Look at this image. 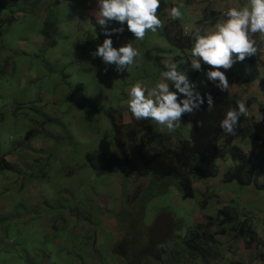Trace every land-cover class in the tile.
Here are the masks:
<instances>
[{
	"label": "rangeland",
	"instance_id": "obj_1",
	"mask_svg": "<svg viewBox=\"0 0 264 264\" xmlns=\"http://www.w3.org/2000/svg\"><path fill=\"white\" fill-rule=\"evenodd\" d=\"M16 3H21L18 19L0 41V158L15 167L0 174V264H126V256L133 261L147 239V264H260L261 243L248 245L236 238L234 226H225V234L216 236L207 263L189 255L182 241L187 230L207 217L216 218L220 210L228 207L234 214V205L241 222L256 227L264 239L263 191L218 178L196 181L191 200L182 198L176 183L166 181L157 186L153 180L147 193L139 192L152 177L142 174L135 153L139 138L134 136H144L145 146L153 134L171 136L167 145L175 147L176 136L190 139L191 125L182 120L179 129L169 132L154 121L135 120L128 92L137 81L154 87L162 81L166 63L181 64L185 57L176 61L178 51L157 32L135 40L125 24L123 34L111 37L114 47L131 40L141 55L123 73L114 65L105 72L102 59L90 54L107 38L96 23L97 0ZM50 11L61 28L57 46L45 50L40 33ZM113 27L120 25L113 22L109 30ZM238 71L242 73L238 69L233 74ZM198 73L196 84L203 91L213 83ZM238 94L247 100L246 94ZM111 121L124 127L130 159L137 164L97 174L93 166L101 169L103 156L116 152ZM164 144L152 141L150 148L157 153ZM246 149L252 155L260 148Z\"/></svg>",
	"mask_w": 264,
	"mask_h": 264
},
{
	"label": "trees",
	"instance_id": "obj_2",
	"mask_svg": "<svg viewBox=\"0 0 264 264\" xmlns=\"http://www.w3.org/2000/svg\"><path fill=\"white\" fill-rule=\"evenodd\" d=\"M15 1L17 2L18 0H0V41L3 39L6 31H8L18 19L16 13L21 3H16ZM167 7L168 4L165 1H161L158 15L164 12ZM55 8H57V6H55ZM171 21L162 31L159 30V35L171 49L174 48L177 50L178 48L186 53V51L191 50L193 47L194 40L191 39V37L184 36L183 29L178 20L174 19L172 22ZM60 28L61 21L54 12L50 11L49 14L45 16L42 33H40L41 40L45 42V50L50 48L53 49L57 46V39H55V36L56 33L60 31ZM116 39L127 40V37H118ZM101 40L104 41V39ZM174 59L177 61L179 57L176 56ZM190 59L189 55H187L185 61L182 60L183 62H180L181 64H179L178 70L188 74L190 81L196 84L195 72L191 68ZM159 60L160 58L155 59L157 63L156 66L160 72H163ZM196 90L199 91L198 87ZM200 93L201 95L211 93L215 107L211 111L207 110V98L205 96V104L202 105L199 111H194L193 114L183 115L182 120L191 125L190 139L176 136L177 144H175V147H171V145L168 146L167 143L172 141L173 137L167 136L161 138L157 136V134H153L150 136L151 140L148 142L147 146H145L143 143L144 136H141L139 133L134 136L139 138L135 153L142 165V174L148 176L150 179L152 177L148 187L139 192L147 193L145 192L146 189H151L153 187V180L157 182V186H159V183L163 185L166 181L169 185L176 183L182 198L184 200H191L195 198L194 184L196 181L216 180L219 177H222L224 183H236L241 187L253 186L257 190L264 192V184L260 183V179L263 175L264 158L257 154L250 155V151L244 147V143L247 141L255 142L261 140L259 134L253 131L252 126H249L248 117L242 116L240 118L239 125L235 130V135H229L220 128V122L225 118L230 108L236 107L237 101L242 100L247 107L250 106L251 101H244L238 94L231 91H222L211 83L208 84L207 89ZM183 98L184 97L181 96V99ZM90 105L92 109L96 107L93 103H90ZM103 112L104 111H101V114H103ZM108 117L110 118V114ZM199 121L202 122L201 126L198 124ZM111 122L115 131L114 141L112 143L115 148L114 151L116 152L111 157L103 156V166L101 169L93 166V170H97V174L113 172L114 169L117 170L122 168L129 164V162L131 164H137L134 158L133 161L130 159L127 143L124 141L123 137L124 127H121L114 121ZM152 141H157L160 145L165 142V146L159 152L154 153L150 148ZM89 157L90 160H92V156L89 155L88 158ZM0 160V174L4 171H15V167L11 168L10 165H7L8 161L6 157L3 156ZM227 160L233 163V167L224 170L220 167L219 162H226ZM155 197L154 195L152 196V198ZM146 199L147 197L145 200ZM142 201L143 198L140 197L139 202L142 203ZM232 208V212L234 213L232 215H230V211H228L229 209L227 207L220 210L216 218L207 217L205 221L187 230L182 241L185 251L193 257H200L205 262L208 261L211 255L210 247H212V245H217L216 236L224 235V228L227 225L234 226L237 233L236 238L247 240L248 245L258 243L260 239L258 240L259 234L256 227L251 229L247 226L246 220L241 222L240 218L237 217L238 209L235 205ZM213 228H218L219 231H217V233H211ZM144 236H146V234ZM148 241L149 239L143 242L144 244L140 246L139 254L136 255L133 261H129L130 256H126V260L128 259L126 264H147L143 261L149 258L150 255H147L145 253L146 250H143V248ZM262 261L264 262V260ZM229 264L242 263L230 262Z\"/></svg>",
	"mask_w": 264,
	"mask_h": 264
},
{
	"label": "clouds",
	"instance_id": "obj_3",
	"mask_svg": "<svg viewBox=\"0 0 264 264\" xmlns=\"http://www.w3.org/2000/svg\"><path fill=\"white\" fill-rule=\"evenodd\" d=\"M160 7L161 0H97L96 23L104 30L103 34L107 38L90 54L93 59H102L106 65L105 72L114 65L118 73H123L141 55L131 40L116 48L111 37L123 34L126 24L135 40L143 41L148 32L156 33L164 27L158 16ZM183 7L181 4L171 8V17L181 19ZM222 14L224 18L215 24L210 33H195V42L191 48V68L203 72L206 81L227 92L230 86L226 71L231 70L237 61L243 62L258 54L264 56V46L257 43V35L264 34V0H248L243 7H230ZM113 22L120 27L109 30ZM202 65L208 66L206 72ZM165 67L167 70L162 73V81L154 87H147L141 81L132 85L127 103L135 120H151L173 132L181 127L183 115L201 109L205 104V96L208 111L215 107V103L211 93L201 95L196 90L197 85L190 81L188 74L178 70V63H166ZM181 96L184 98L181 99ZM248 114L246 104L242 100L237 101L236 107L230 108L220 122V128L229 135H235L240 118ZM198 124L201 126L202 122Z\"/></svg>",
	"mask_w": 264,
	"mask_h": 264
},
{
	"label": "crops",
	"instance_id": "obj_4",
	"mask_svg": "<svg viewBox=\"0 0 264 264\" xmlns=\"http://www.w3.org/2000/svg\"><path fill=\"white\" fill-rule=\"evenodd\" d=\"M165 1L168 4L166 10L160 13L159 18L163 21L164 27L169 25L168 23L174 20L171 15L170 11L173 7H178L179 5L183 4L184 7L181 8V12L183 14L181 19H176L179 21L184 36L191 37L195 41V33L197 31L200 34H208L210 33L215 24L224 18L222 14L230 7H243L245 4L248 3V0H161ZM216 13V14H215ZM171 21V22H172ZM163 27V28H164ZM158 29L160 31L163 30ZM157 31V34L160 38H162ZM127 37V36H126ZM163 39V38H162ZM193 41V44H194ZM257 43L261 46H264V34L257 35ZM178 57L180 60L182 56L187 58L189 55V59L191 57V50L183 52L182 50L178 49ZM183 58V57H182ZM249 60L245 59L243 62L237 61V63L233 66V72L231 71L230 74L226 73V76L229 80V90L235 94H238V91L242 92V95L246 94L247 101H251L249 108L248 117V124L252 126L253 131L257 132L261 137V140L255 142H246L244 143V147L247 146L250 148L258 147L259 150L252 151L253 154L260 155V157L264 158V56L260 57L259 54L253 57L248 58ZM177 60V61H178ZM191 61V59H190ZM207 70L208 66L203 65ZM242 70V73L239 71L234 75L233 73L236 70ZM195 72V81L198 78V71ZM242 74H246V76H242ZM197 85V84H196ZM235 85L234 87H232ZM199 89V85H197ZM254 87V88H253ZM202 92L201 90H199ZM256 91V92H255ZM239 95V94H238ZM246 101V100H245ZM250 143V144H249ZM251 150V149H250ZM249 150V151H250ZM227 167L222 168L224 170L230 169L233 167V163L227 160ZM223 162L220 161L219 165ZM222 179V177H219ZM218 179V178H217ZM215 181V180H214ZM264 182V167H263V175L260 179V183L263 184ZM258 234L259 231L257 230ZM260 239L259 243L261 244V253H260V264H264L262 260H264V239L258 237ZM262 240V242H261Z\"/></svg>",
	"mask_w": 264,
	"mask_h": 264
},
{
	"label": "built area",
	"instance_id": "obj_5",
	"mask_svg": "<svg viewBox=\"0 0 264 264\" xmlns=\"http://www.w3.org/2000/svg\"><path fill=\"white\" fill-rule=\"evenodd\" d=\"M226 12V11H225Z\"/></svg>",
	"mask_w": 264,
	"mask_h": 264
}]
</instances>
